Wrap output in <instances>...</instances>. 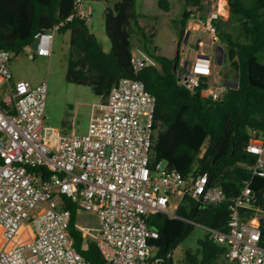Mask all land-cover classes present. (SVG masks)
Here are the masks:
<instances>
[{"label": "built area", "instance_id": "1", "mask_svg": "<svg viewBox=\"0 0 264 264\" xmlns=\"http://www.w3.org/2000/svg\"><path fill=\"white\" fill-rule=\"evenodd\" d=\"M83 7L84 0H75L74 15L38 33L33 56L51 57L55 34L73 18L89 21ZM227 18L216 6L203 18L187 21L186 38L204 33L212 45L220 43L218 25ZM198 45L192 63L180 62L181 84L189 89L205 84L203 96L219 101L230 87L213 84L214 59L203 53L206 44L200 39ZM215 55L218 64L224 49L218 47ZM10 61L11 52L1 50L0 264H96L75 249L71 211L64 208V200L97 217L98 228L75 229L96 244L103 264H163L151 245L159 233L148 219L158 214L176 218L171 209L179 204L174 200L184 198L202 207L227 202V230L202 226L208 241L225 246L229 262L264 264L262 210L249 182L227 199L221 188L210 186L207 173L185 177L164 161L153 160L157 99L142 82L120 79L105 101L99 98L101 103L93 104L87 134H65L47 125V82H13ZM132 65L138 72L157 63L138 50ZM246 150L257 156L253 174L264 177V138L253 132ZM249 211L254 214L247 218Z\"/></svg>", "mask_w": 264, "mask_h": 264}, {"label": "trees", "instance_id": "2", "mask_svg": "<svg viewBox=\"0 0 264 264\" xmlns=\"http://www.w3.org/2000/svg\"><path fill=\"white\" fill-rule=\"evenodd\" d=\"M105 4L104 29L110 43L105 52L87 21L73 18L61 32L70 33V54L66 79L69 83L90 87L105 101L111 89L122 78L142 82L156 97L154 122V161H164L168 168L183 176L207 173L210 186L222 189L227 199L236 196L245 182L256 194L260 214L261 246L264 248V177L253 174L257 156L247 152L250 132L264 138V0H226L228 18L218 25V38L228 61V72L234 74L237 88H229L219 101L202 94V84L189 89L177 81L180 67V42L185 36L187 18L175 20L179 29V47L173 59L154 56L157 66L136 72L132 65L133 35L137 22L136 0H97ZM75 0H0V51L11 52V59L31 47L38 33L50 31L57 23L74 15ZM187 7L204 9L203 0H186ZM158 7L169 12V2L159 0ZM142 35H144L142 33ZM175 210L176 218L164 214L148 219L150 228L159 233L151 245L163 264H173L172 251L192 231L193 224L227 230L230 218L228 203L202 207L184 198ZM71 211L70 233L75 249L87 260L103 264L97 246L76 231V206L64 200ZM249 211L246 217L253 216ZM191 221L192 223H189ZM225 246L214 244L207 235L199 241L196 253L185 254L182 264H220L227 260ZM228 261V260H227ZM229 262V261H228ZM231 263V262H230ZM234 264H237L233 262Z\"/></svg>", "mask_w": 264, "mask_h": 264}, {"label": "rangeland", "instance_id": "3", "mask_svg": "<svg viewBox=\"0 0 264 264\" xmlns=\"http://www.w3.org/2000/svg\"><path fill=\"white\" fill-rule=\"evenodd\" d=\"M116 1L111 0L110 3L113 4ZM149 1L154 4L148 3ZM158 1L136 0L135 9L138 17L137 22L131 26L134 52L137 51V48L144 50L145 47L151 55L156 56L154 53L157 52L163 57L173 59L180 42L179 29L175 26L174 21L182 18L188 20L190 17L206 16L214 10L216 0H203L204 9L202 11L187 7L186 0H167L170 6L168 13L159 10ZM84 2L86 6L90 7L88 28L101 43L102 48L107 51L110 49V43L104 29L105 5L97 0H84ZM185 37L186 33L183 39ZM199 39L206 44L204 51L211 54L215 60L216 49L218 47L223 48V46L220 43L212 45L210 37L204 33H195L191 37L192 42ZM69 42V32H58L54 36L51 57H34V50L31 47H26L19 55L11 59L9 69L13 75V82L26 80L32 85H39L46 81L48 84L47 125L61 133H75L82 136L86 135L89 130L93 104L99 105L101 101L94 95L90 87L75 85L67 81V59L71 50ZM192 47L187 40L181 43L179 53L183 63L188 62L190 64L195 58L196 51ZM258 58L264 64V54H259ZM228 65L227 60L223 61L222 65L216 64L215 69L220 74V79H224V75L229 69ZM227 80L234 81V74H229ZM100 114L101 112L97 107L96 115L99 116ZM262 159L264 160V154ZM181 202V199L174 200L176 205ZM171 212H175L173 208ZM74 223L75 227H99L97 217L94 214L79 209L75 211ZM204 237V228L198 224H193L191 233L172 251L173 264H182V260L188 252L196 253L199 250V241ZM220 264L234 263L224 259Z\"/></svg>", "mask_w": 264, "mask_h": 264}, {"label": "crops", "instance_id": "4", "mask_svg": "<svg viewBox=\"0 0 264 264\" xmlns=\"http://www.w3.org/2000/svg\"><path fill=\"white\" fill-rule=\"evenodd\" d=\"M159 2V1H158ZM157 2V3H158ZM148 3H151V4H154V3H152V2H148ZM105 5V4H104ZM157 6H158V4H157ZM219 7V8H222L223 10H225L226 11V14H227V16H228V7H227V1L226 0H216V2L214 3V8L215 7ZM84 10L88 13V14H90L89 13V11H90V7H88V6H86L85 5V2H84ZM159 8V7H158ZM159 10H160V8H159ZM207 15V14H206ZM204 16H200V17H198V18H203ZM192 19H197V18H192V17H190L188 20H192ZM187 20V21H188ZM186 37H185V39H183L181 42H180V45H181V43L182 42H185L186 41ZM187 41H189L190 42V44L193 46L192 48H194V50L196 51V55L200 52L198 49H199V45H198V42H199V40H196V42H192L191 41V38H188L187 39ZM132 45H133V40H132ZM104 50V49H103ZM108 50H110V49H108ZM108 50L107 51H105V52H108ZM137 51L138 50H140V51H144L143 49H140V48H137L136 49ZM133 52H134V46H133ZM203 53L204 54H207L208 55V53H206L204 50H203ZM156 56H161L160 54H158L157 52L156 53H154ZM210 55V54H209ZM180 62H182V60L180 61ZM215 66H216V59L214 60V76H213V78H212V82H213V84L214 85H216V84H218V83H221V82H224V80L223 79H220L219 78V76H220V74L218 73V71H216V69H215ZM99 99V98H98ZM250 135H252L253 134V132H250L249 133Z\"/></svg>", "mask_w": 264, "mask_h": 264}, {"label": "water", "instance_id": "5", "mask_svg": "<svg viewBox=\"0 0 264 264\" xmlns=\"http://www.w3.org/2000/svg\"><path fill=\"white\" fill-rule=\"evenodd\" d=\"M36 47H37V41H34V42L32 43V45H31V48H32L33 50H35ZM220 49H221V51H223V48H222V47H220ZM223 60H224V59L221 58V59L218 61V64H219V65H222V64H223ZM177 81H178L179 84H181V71L178 72ZM225 83H226L230 88H234V89L237 88V83H236V82H233V81L227 80V81H225Z\"/></svg>", "mask_w": 264, "mask_h": 264}]
</instances>
